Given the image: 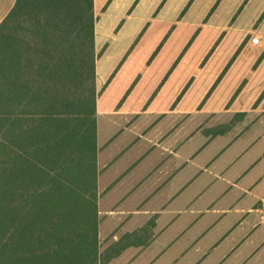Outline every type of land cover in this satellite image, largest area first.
<instances>
[{
	"label": "trees",
	"instance_id": "trees-1",
	"mask_svg": "<svg viewBox=\"0 0 264 264\" xmlns=\"http://www.w3.org/2000/svg\"><path fill=\"white\" fill-rule=\"evenodd\" d=\"M94 22L93 0L0 21V264H97Z\"/></svg>",
	"mask_w": 264,
	"mask_h": 264
},
{
	"label": "crops",
	"instance_id": "crops-1",
	"mask_svg": "<svg viewBox=\"0 0 264 264\" xmlns=\"http://www.w3.org/2000/svg\"><path fill=\"white\" fill-rule=\"evenodd\" d=\"M106 1L107 0H93V12L95 17L94 48L97 54L95 63V85L98 92L96 98V119L98 121L102 118L100 119V124L97 122V125L99 124L98 127L100 126L102 130L105 129L106 134L107 129L110 128L113 129V132L104 138L101 145L97 144V146L98 149H101L108 143L107 145L111 147L109 151L111 155L114 154L113 157L115 158L121 155L123 158L127 159L123 165L128 164V166L122 169L119 179L115 176L113 179L114 182L112 181L110 186L112 190L110 195L112 197L110 199L107 197V202L109 203L108 205H111V210L109 212L111 216L108 217V219L112 222L111 226L113 227L115 224V227L111 230H102L99 228L98 237L100 245L98 248L97 264H181V260L185 261L182 262V264H264V195L260 197L257 195L256 191L260 184L259 180L251 185H242L243 176L259 159L254 158L255 160H253V162H249L250 165L247 166L243 173L236 172V174L230 175L232 169L227 173L230 166L225 167L223 171L216 172L209 167V165L213 163L215 157L208 161L204 160L206 159L204 157L200 160V164H198V159L202 154L201 152V154L195 155L194 158H191V153L187 155L180 154L181 152L177 150V143L175 144L177 133L170 132L168 134V147L167 145H162V142L158 143L163 135L160 129L156 128L146 135L139 132L138 128H135L136 126H141L142 122L150 118H160L158 127L161 128L164 125H173L179 121V117H184L187 114L190 117L187 121L188 125H197L199 123L206 125L214 120L213 118L215 115L219 117L224 116V118L227 119L226 116L230 114V118L232 119L228 118L227 121L224 119L225 121L218 122V124L220 123L219 126L228 125V128H226L224 132L217 130L213 133L215 134L214 136L207 130V134H202L203 136L199 139L205 143L202 149L210 146L219 135L223 138L224 135L232 133V141L229 143L236 141L241 135H246L245 139L248 138V134L246 133H249V131L246 129H248L253 122L258 120L260 117L259 114L264 113V55L259 57L256 54L261 41L256 45L251 41L245 42V37L247 32H249V28H238L236 26L238 22L237 16L242 10V6L233 16L231 14V17L227 18L224 26L214 32L207 48L201 52V56L198 58L197 63L203 59L202 64H200L201 66L197 67V72L201 73L203 67L207 68L208 63L212 61L218 53L217 48L227 39V36H230V49H227L228 51L225 50L217 59L216 66L212 70L214 73L203 86L201 94L194 103H185L188 91L196 85V77L191 76L186 86H184L189 77L187 76L176 89L170 101L167 103H160V105L155 104L154 96L164 84L167 74L163 79L164 81L162 80V83H160L157 90L151 95L150 99L143 101L142 104L136 106L127 105L128 99L135 89L136 83H138L134 82L128 86L126 91L122 94L123 96L118 94L113 101L114 106L109 107L106 106L108 104L102 102L101 95L103 90H107L108 92L111 88V80L116 75V69L102 89L99 87L100 84L98 85V71L102 68L100 62L102 61L104 53H107V49L110 48L109 43L103 45L101 49L99 48L105 40L103 39L104 31L100 19L107 13L106 11L109 10L110 12L112 9V0ZM138 1L139 0H135L129 7L127 16L132 13ZM158 1L159 5L154 16H156L159 10L161 11L164 9L168 0H156L153 5L154 7ZM105 2L106 4L103 7ZM192 2L193 0H189L185 4L179 18L163 23V26H166V28L170 27L169 33L181 27H187L182 25L185 20H183L182 15L187 12ZM14 3L15 0H0V21L10 11ZM122 14H124V10L119 13L118 16L113 15L111 20L112 26L109 28L108 35H112V29H114L116 22L121 19ZM157 17L158 16L154 19ZM256 19L257 17L254 18L253 22H255ZM123 20L124 19L120 21L117 29L120 28ZM196 25L198 24L191 27L192 30L195 29ZM204 25H201L202 27L191 35L192 37L188 44H190L195 37V39L198 38V31L205 28ZM147 26L148 24L145 27L147 28ZM145 27L140 32L139 38H137L125 52L119 66L136 52L142 40L141 37L144 35L143 32L145 31L144 29H146ZM169 33L166 35L160 34L159 36H164L163 39H167ZM189 35L190 32L185 33L186 38L184 41H186ZM258 36L261 38L263 35ZM210 46H212V48L209 51ZM158 49L159 48L153 52L151 59L155 56ZM121 51L123 53L124 48ZM121 51L118 57L122 54ZM185 51L184 49L180 53L178 59H176L168 73L173 70L175 64L178 63L182 57L185 58L183 54ZM115 61L116 59H114L113 62ZM149 63L148 60L146 67H149ZM107 71H109V73L111 72L109 69ZM139 77H137L135 81H137ZM225 84L226 86L224 87ZM222 88L223 90L220 93ZM123 91L124 90H122V92ZM217 92L220 93L218 96ZM222 112L225 115H222ZM251 112L254 113L252 114ZM135 116H137V118H134ZM132 119V123H135L134 127H130V124L129 126L127 125ZM228 122L231 123L228 124ZM206 126L208 129L211 128L210 125ZM236 127H239V129L235 130ZM200 136L201 135H199V137ZM260 138H262V135L250 140L243 149L238 151L241 153V155L239 153L238 156L245 155L250 150V147L258 142ZM147 140L159 146H156V150H159V154H164L169 157V160H167L168 164H164L163 166L155 165L153 167L155 174H153V181L151 180V174L147 175L151 169L146 171L147 159L145 158V142H148ZM172 141H174V143ZM228 141L229 140H226L225 144H227ZM186 145L190 150V144L186 143ZM161 148H163V151ZM224 148L225 150L228 149L227 146ZM179 158L183 160L182 162H187L186 166L188 167L186 170L182 169L180 174L178 173ZM233 162L236 163V160ZM223 167L224 166H221L220 168ZM117 169L118 168H115L113 170L114 175L117 173ZM100 170L101 169H99V173ZM199 171L201 173H199ZM204 173L213 176L215 180H220L221 187H218V191L223 187L234 188V190L240 191V194L249 195L250 200L241 206L220 210L222 212L221 218H230L233 215V220H235L236 223L231 222V227L225 226L224 230H218L219 233L215 238H211L207 246L201 247L197 245L194 248H190L189 251H186V249H184V251L183 249L173 248L172 242L178 237L176 233H171L173 226L179 224V222L182 221L181 219L188 217V207L194 208L192 207L193 202L196 198L199 199L202 192L201 189L208 188L207 186L203 188V183L205 181L201 183L200 177L203 176ZM163 175L166 176L165 181H162ZM182 178L185 181L180 184ZM186 179L189 180L187 181ZM99 182L98 180V184ZM192 183L195 189L189 191V188H192L190 187ZM108 184H110V182ZM180 186L183 187L179 192ZM183 189H186L184 193H182ZM192 195L194 196L192 197ZM178 204L181 206L179 207ZM209 209V206H205L203 211L208 213ZM216 211H218V209ZM254 213H256L257 216L255 220L251 222L249 230L243 229L242 225H244L248 217H251V214ZM202 214L198 216L201 217ZM151 217H155V224H153V231H148L147 234L145 223ZM166 219L169 220L165 229L159 231L155 228L159 225L158 222ZM118 227L119 230L116 229ZM181 227L183 228L184 225ZM189 227L190 225L186 228ZM202 230L203 229H200L197 232L200 238L203 235V233L201 234ZM147 237L148 239H146ZM199 237H196L197 240ZM121 240L123 246H115V244Z\"/></svg>",
	"mask_w": 264,
	"mask_h": 264
},
{
	"label": "rangeland",
	"instance_id": "rangeland-1",
	"mask_svg": "<svg viewBox=\"0 0 264 264\" xmlns=\"http://www.w3.org/2000/svg\"><path fill=\"white\" fill-rule=\"evenodd\" d=\"M134 1L135 0H112V9L110 10V12L109 10L106 11L107 13L103 15L100 19L104 31V36H102L105 40L102 42L101 47L99 48L101 49L106 43H109L110 47L107 49V53H104L102 61L100 62V64L102 65V68H100V70L98 71V85L100 84V89H102L104 85L108 82L114 70L116 69L117 71L116 75L111 80V88L108 90V92L107 90L102 91V102L104 104H108L106 106H114L113 101L116 96L118 94L122 95L126 91L128 86L134 82L138 83H136V87L132 91V94L128 99L127 105L136 106L142 104L143 101H147L150 99L151 95L157 90L160 83H162V80L167 74L168 75L165 81L163 80L164 84L162 85L160 90L157 91L158 93L156 92L157 95L155 94L154 96V102H156L155 104L160 105V103H167L168 101H170L171 97L175 94L176 89L187 76L189 77L187 78V81L184 86H186L191 76L196 77V85L188 91L185 103H194L198 96L201 94L203 86L209 81L212 74L214 73L212 72V70L216 66L217 59L223 54V52H225V50L230 49V36H227V39L222 42L223 45L221 44L217 48L218 53L213 58V60L208 63L207 68L203 67L201 73L197 72V67L201 66L200 64H202L203 59L199 63H197L198 58L199 56H201V52L207 48L208 43L211 40L214 32L224 26L226 24L227 18L231 17V14L233 16L241 6L242 10L238 13V22L236 26L238 28H249V32H247V35L245 37V42L252 41V39L255 37L259 38L261 44L258 47L256 54L259 57H262L264 55V0H193L190 5V8L187 10L186 13L182 15L183 20H185L184 23H181L182 25H185L187 27H181L176 31L170 33V27L166 28V26H163V23L165 21H171L175 20V18H179L182 8L189 0H168L164 9H162L161 11L159 10L158 13H156V16H158L156 19H154L156 17L154 16V13L159 5L158 1L155 7L153 6L156 0H139L138 3L134 6L132 13L128 14L127 16V11L129 7L134 3ZM106 2L103 4V7L105 6ZM123 10L124 14H122L121 19L116 22L114 29H112V35H108L109 28H111L112 26L111 20L113 15L118 16V14L121 13ZM255 17H257V19L255 20V22H253ZM122 19L124 20L120 25V28L117 29L118 24ZM147 24L148 26L146 28L145 26ZM195 24L198 25H196L194 30H192L191 27ZM201 25H204L205 28L200 29L198 31V38L195 39V37L193 39L194 41L192 40L191 43L188 44L192 37L191 35L196 33V31L200 27H202ZM144 27L146 29H144V35L141 37L142 40L140 41L136 52L130 58L125 60L121 66H119V63L122 60L125 52L128 50L130 45L137 38H139V34ZM189 32L190 35L188 36L186 41H184L186 38L185 33ZM168 33L169 36L167 39H163L164 36H159L160 34L166 35ZM258 35L263 36L260 38V36ZM212 46H210L209 51ZM123 48L124 51L122 53L121 50ZM157 48H159L158 51L156 52L155 56L151 59L153 52ZM184 49L186 50L185 53H183L185 58L182 57V59L175 64L173 70L168 73V71L171 69L172 65L174 64L176 59H178V56ZM120 51L122 54L118 57ZM114 59H116L115 62H113ZM148 60L150 62V65H148L149 67H146ZM108 69L111 71L110 73L109 71H107ZM137 77H139V79L135 81ZM226 84L224 85V87L226 86ZM223 88L220 90V93L222 92ZM122 90L124 91L122 92ZM220 93L217 92V96ZM251 113L253 114L254 112ZM222 115L225 114L222 112ZM259 116L260 117L258 118V120L253 122L248 127V129H246L247 131H249V133H246L248 134V138L245 139L246 135H241L238 139H236V141L229 143L230 141H232L231 139L233 134L229 133L227 135H224L223 138H221L219 135L221 133H219V136L214 140V142L205 149H202L205 143L199 139H201L204 134H207L208 131L210 132V134H213L217 130L224 132V130L228 128V125L219 126L220 123L218 124V122L225 120L227 121L228 118L232 119L230 118V114L226 116L227 119H225L224 116L219 117L218 115H215L213 118L214 120H212L211 123L206 124L211 126V128L209 129L206 125H203L202 123H199L197 125H188L187 121L190 118L188 114L184 117H179V121L170 126L164 125L159 128L158 125L160 122L158 121L160 120V118H150L142 122L141 126H136L135 128H138L139 132H142L146 135H148L151 131L155 130L156 128L160 129V132L163 135L161 136L158 143L162 142V145H167L168 147V134L170 132L177 133V139L175 144L177 143V150L181 152L180 154L187 155L191 153V158H194L195 155L202 153L200 158L198 159V164H200V160H202L204 157L206 158L204 160L207 161L215 157L213 159V163H211L209 167L216 172L223 171L225 167L230 166L227 171L228 173L232 169L230 175H234L236 174V172L243 173L247 166L250 165L249 162H253V160H255L254 158L259 159L243 176L242 185H251L255 181L259 180L260 184L259 186L257 184L258 190L256 192L257 195H259L260 197L264 195V113L259 114ZM134 118H137V116H135ZM100 119L97 121L99 124ZM133 119L127 123L128 126L130 124V127H134L135 123H132ZM230 123L231 122H228V124ZM98 125L97 144L101 145L104 138L108 136L111 132H113V129L106 128V134L105 129L102 130L100 126L98 127ZM238 129L239 127L235 128V130ZM199 135L201 136L199 137ZM213 135L215 136V134ZM261 135L262 138H260L258 142H256L252 147H250V150L245 155L238 156V154L240 153L238 152L239 150L243 149V147L248 144L250 140H253L255 137H260ZM226 140H229L227 144H225ZM172 142L174 143V141ZM186 143L190 144V150L187 147ZM107 144H105L103 148L98 149V168L101 169L99 173L100 182L98 184V210L99 228L102 230H111L115 227V224L113 225V227L111 226L112 222L108 219V217L111 216L109 213L111 210V205H108L109 203L107 202V197H109V199L112 197L110 195V193L112 192L110 186L115 176L119 179L120 172L122 171V169H125L128 166V164L123 165L124 162L127 161V159L123 158L121 155L116 156V158L113 157L114 154L111 155V153L109 152L111 150V147H109ZM156 146L157 145L153 144V142H145V158L147 159L146 171L151 169V171H149L147 175L151 174L152 181L154 174L153 167L155 165L163 166L164 164H168L167 160H169L168 156H165L164 154H159V150H156ZM226 146L228 148L227 150H225L224 148ZM161 150L163 151V148H161ZM234 160H236V163L233 162ZM182 161L183 160L179 158V174L180 172H182V169L186 170L188 168L186 166L187 162ZM221 166L224 167L220 168ZM115 168L118 169L117 173L114 175L113 170ZM199 173L201 172L199 171ZM163 176L162 181H165L166 176ZM261 178L262 180L260 181ZM200 179L201 183L205 181L203 183V188H205L206 186L208 188L201 189L202 192L199 196V199L196 198L193 202L192 207L194 208L188 207V217L181 219L182 221L179 222V224L173 226L171 233H176L178 235L177 239L172 242L173 248L183 250L186 249V251H189L190 248H194L197 245L201 247L207 246L211 238H215L216 235L219 233L218 230H224L225 226L231 227V222L236 223V221L233 220V215L230 218H221L220 216L222 215V212L220 210L231 209L234 208V206H241L242 204H246V202L250 200L249 195L240 194L241 192L234 190V188L223 187L218 191V187L220 186V180H215L213 176L207 173H204L203 176L200 177ZM186 180L188 181L189 179ZM184 181L185 180L182 178L180 184H182ZM109 182L110 184H108ZM193 185L194 184L192 183V186H190L192 188H189V191L195 189ZM182 187L183 186H180L178 190L179 192ZM186 189H183L182 193H184ZM193 196L194 195H192V197ZM178 206L180 207L181 205L178 204ZM205 206H209L210 208L208 210V213L203 211ZM217 209L218 211H216ZM201 214L202 216L199 217L198 215ZM256 216V213L251 214V217H248L244 225H242L243 229L249 230L250 224L253 220H255ZM154 218L155 217H151L145 223V230L147 234L148 231H153V224H155ZM168 220L169 219L158 222L159 225L155 228L159 231L161 229H165L168 225ZM183 225L184 227L182 228L181 226ZM188 225H190V227L186 228ZM116 229L119 230V227ZM200 229H203L201 231V234L203 233L201 238L199 237V234L197 235V232ZM196 235L199 237L198 240L196 238ZM192 236L194 239L192 238ZM146 239H148V237ZM182 262L185 261L181 260V264Z\"/></svg>",
	"mask_w": 264,
	"mask_h": 264
},
{
	"label": "built area",
	"instance_id": "built-area-1",
	"mask_svg": "<svg viewBox=\"0 0 264 264\" xmlns=\"http://www.w3.org/2000/svg\"><path fill=\"white\" fill-rule=\"evenodd\" d=\"M251 42L256 45V44L259 43V38L255 37V38L252 39Z\"/></svg>",
	"mask_w": 264,
	"mask_h": 264
}]
</instances>
